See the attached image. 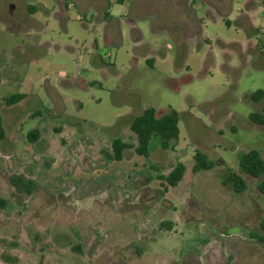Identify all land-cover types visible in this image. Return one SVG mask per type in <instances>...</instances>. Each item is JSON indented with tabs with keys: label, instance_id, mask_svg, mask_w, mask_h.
Returning <instances> with one entry per match:
<instances>
[{
	"label": "rangeland",
	"instance_id": "rangeland-1",
	"mask_svg": "<svg viewBox=\"0 0 264 264\" xmlns=\"http://www.w3.org/2000/svg\"><path fill=\"white\" fill-rule=\"evenodd\" d=\"M204 11L202 0H0V264H264L251 238L264 236L263 178L242 174L240 193L222 183L264 150L248 119L264 106V34L252 52L221 46L245 33L213 30ZM148 107L178 112L172 149L154 135L147 157H106L115 138L136 145L129 125ZM197 151L222 164L193 173ZM177 162L183 178L168 187L160 177ZM11 175L34 191L17 193Z\"/></svg>",
	"mask_w": 264,
	"mask_h": 264
},
{
	"label": "trees",
	"instance_id": "trees-1",
	"mask_svg": "<svg viewBox=\"0 0 264 264\" xmlns=\"http://www.w3.org/2000/svg\"><path fill=\"white\" fill-rule=\"evenodd\" d=\"M263 97V92L257 90L250 95L252 102H258ZM23 99L22 94H14L6 100L7 105L15 104ZM250 122L256 125H264V106L260 112H253L248 115ZM179 114L175 110H170L168 113L162 116H156V110L153 107L145 108L139 115L133 118L129 125L130 131L133 133L136 139V145H132L123 142L120 138H115L111 142V153L106 154L109 159L120 161L122 154L125 150L133 149L134 152L143 157L149 155L148 145L154 135L159 137V146L162 150L172 149L171 143L177 141L179 135ZM39 136L38 131L30 133L29 139L34 141ZM5 133L2 127L0 118V142L4 139ZM193 166L191 168L193 173H197L202 170H210L215 165L222 164L220 159L216 161L209 160L205 154L197 151L193 156ZM239 172L228 171L227 175L223 179V185H230L235 193H240L246 190V182L242 177L246 175L251 178H264V160L261 158L258 151L252 149L242 154L238 162ZM185 172V167L181 162H177L174 168L166 175L161 176L160 179L166 183L168 187H175L181 182ZM9 182L19 194L30 195L36 184L33 180L25 178L23 175H11ZM257 190L264 195V179H262L258 185ZM6 200L0 198V208H4ZM169 226V225H168ZM264 229V221L261 224ZM257 242L264 245V236L257 237L252 236ZM78 246L72 247V251L79 253ZM230 257H228V261ZM227 262L226 264H228Z\"/></svg>",
	"mask_w": 264,
	"mask_h": 264
},
{
	"label": "crops",
	"instance_id": "crops-1",
	"mask_svg": "<svg viewBox=\"0 0 264 264\" xmlns=\"http://www.w3.org/2000/svg\"><path fill=\"white\" fill-rule=\"evenodd\" d=\"M118 1L123 2L124 0H117V2ZM202 1L205 9L206 22L211 25L213 30L229 34L230 29L234 28L237 36L241 32L245 33V39L240 40L241 42H238L235 38L223 40L219 37H215L216 42L221 44V46L234 45L241 51H243L242 47L244 46V51L247 53L252 52L253 48L255 49L260 44V35L264 34V0H241L240 2H235V0ZM110 6L111 3L107 1V3L102 4L101 9L102 17H105L108 21L107 25L110 23L114 24V26L111 25L108 30L107 44L116 43L115 41L117 40L115 37L119 35V26L116 25L115 27V18L111 13L104 11L106 7L110 8ZM185 11H187L186 4ZM189 14H191V12H189ZM124 21L126 24L131 23V21L127 19H124ZM206 37L207 40H209L207 33ZM258 127H261V133L264 134V125L254 124L253 129L257 131ZM259 154L264 160V150L263 153L259 152Z\"/></svg>",
	"mask_w": 264,
	"mask_h": 264
}]
</instances>
